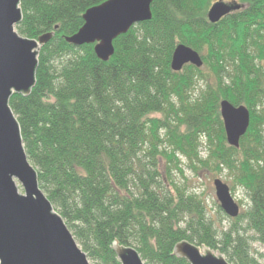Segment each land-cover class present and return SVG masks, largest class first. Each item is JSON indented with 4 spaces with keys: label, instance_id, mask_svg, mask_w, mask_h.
Listing matches in <instances>:
<instances>
[{
    "label": "trees",
    "instance_id": "1",
    "mask_svg": "<svg viewBox=\"0 0 264 264\" xmlns=\"http://www.w3.org/2000/svg\"><path fill=\"white\" fill-rule=\"evenodd\" d=\"M105 1L20 2L21 35L54 32L39 50L32 90L9 99L40 188L96 264H122L116 241L145 264H191L175 252L183 241L231 264H259L255 255H264L252 243H264V0H226L242 7L215 24L208 11L218 0H155L153 18L116 38L103 61L94 44L67 37ZM179 44L197 50L204 66L173 71ZM223 100L250 110L239 148L227 141ZM181 156L227 170L233 187L247 191L250 207L228 230L218 231L198 195L167 188L161 160L183 172Z\"/></svg>",
    "mask_w": 264,
    "mask_h": 264
},
{
    "label": "water",
    "instance_id": "2",
    "mask_svg": "<svg viewBox=\"0 0 264 264\" xmlns=\"http://www.w3.org/2000/svg\"><path fill=\"white\" fill-rule=\"evenodd\" d=\"M154 1L107 0L93 6L84 14V25L67 41L78 47L94 44L97 56L108 61L115 53L116 38L153 18ZM20 2L0 0V264H90L65 220L40 188L37 169L28 159L19 122L9 105L13 92L32 90L39 50L54 36V32L38 39L21 35L16 29L23 16ZM241 7L236 1L218 0L210 7L208 20L218 23ZM188 64L202 68L203 57L192 47L179 44L171 67L180 72ZM220 110L227 141L239 148L250 126V110L229 100L221 102ZM214 184L221 208L231 218L238 217L241 207L230 186L220 178ZM113 246L122 264H145L135 247L121 246L117 241ZM175 252L191 264H231L224 255L188 241L177 244Z\"/></svg>",
    "mask_w": 264,
    "mask_h": 264
},
{
    "label": "rangeland",
    "instance_id": "3",
    "mask_svg": "<svg viewBox=\"0 0 264 264\" xmlns=\"http://www.w3.org/2000/svg\"><path fill=\"white\" fill-rule=\"evenodd\" d=\"M201 149V155L204 159H206L208 157V152L204 148ZM168 165L170 166V169H168ZM180 167L183 172H180L177 169L175 163H169L166 161V159L161 160V175L165 180L164 182L167 185V188L170 189L172 187V183H176L178 186L186 188L188 194L195 193L196 195H198L208 207L209 215L213 217L215 222L214 224L215 226H217L218 231H221V229L228 230L229 228H231L233 218L228 216L220 206L214 184L217 178L222 179L230 186L232 195L240 204L241 212L250 207V199L247 191L240 185H235L233 187V178L229 175L227 170L219 173L215 169V166L213 164H211L210 167H205L200 163H196L193 167L190 160L182 156ZM169 171L171 172V176H169L167 173ZM16 183L19 191L24 194L25 191L22 184L18 180H16ZM241 225L245 227V223H241ZM249 234H252V232L249 231ZM252 247L256 250V252L262 253L264 255V243L253 242ZM202 248L204 247H201V249ZM213 252L215 254H220V252L214 250ZM255 256L258 258L259 264H264V258H260L258 254H256ZM89 262L90 264H96V262L90 258Z\"/></svg>",
    "mask_w": 264,
    "mask_h": 264
}]
</instances>
